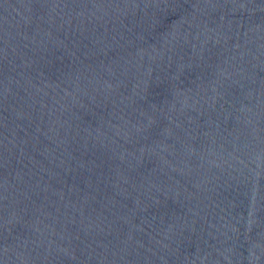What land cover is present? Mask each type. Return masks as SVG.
Instances as JSON below:
<instances>
[{
  "label": "water",
  "instance_id": "water-1",
  "mask_svg": "<svg viewBox=\"0 0 264 264\" xmlns=\"http://www.w3.org/2000/svg\"><path fill=\"white\" fill-rule=\"evenodd\" d=\"M0 264H264V0H0Z\"/></svg>",
  "mask_w": 264,
  "mask_h": 264
}]
</instances>
